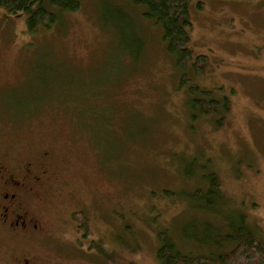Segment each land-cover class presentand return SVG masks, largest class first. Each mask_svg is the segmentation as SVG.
I'll use <instances>...</instances> for the list:
<instances>
[{
  "label": "rangeland",
  "instance_id": "obj_1",
  "mask_svg": "<svg viewBox=\"0 0 264 264\" xmlns=\"http://www.w3.org/2000/svg\"><path fill=\"white\" fill-rule=\"evenodd\" d=\"M80 2L36 34L0 8V149L17 166L47 153L54 188L32 205L48 247L25 246L51 264H158L163 233L206 256L233 248L192 240L206 223L223 236L228 211L264 240V0H192L183 70L142 9ZM199 55L208 66L198 76ZM191 87L211 91L217 111L194 120ZM212 171L225 199L207 213L189 195L208 189ZM75 209L87 232L64 222ZM9 242L0 230V247Z\"/></svg>",
  "mask_w": 264,
  "mask_h": 264
},
{
  "label": "trees",
  "instance_id": "obj_2",
  "mask_svg": "<svg viewBox=\"0 0 264 264\" xmlns=\"http://www.w3.org/2000/svg\"><path fill=\"white\" fill-rule=\"evenodd\" d=\"M124 1L131 7L142 9V17L162 29L163 40L170 54L175 57L176 65L182 70L186 69L189 62L192 61L190 49L191 21L189 15V4L192 0ZM206 1L208 0H200V4ZM80 7V0H0V8L4 9L8 14L25 16L26 28L30 34L50 29L58 23L64 13L77 12ZM122 13L125 14L124 12ZM132 27L136 30L139 38L138 28L133 22ZM200 64H203L204 67H199ZM207 66L208 58L206 55H199L192 63V69L198 76L203 74L204 68ZM190 94L193 96L198 95L191 100V107L196 111L192 116L195 118L194 120H197L200 116L207 117L217 111L219 102L214 98L211 91H203L199 87H191ZM105 120L108 119H103V121ZM100 126L103 127L101 124ZM204 177H207L210 182L208 189L205 191L200 188L190 194L189 197L194 200V203L206 204L208 208L206 212L213 213L211 211L212 206L217 205L218 201H221L220 197L223 194L218 182L219 178L213 171L208 176L204 174ZM222 198L225 199L224 196ZM222 207L220 206V208ZM223 209L227 210L226 204ZM76 220L80 223V228L87 232V215L81 212ZM223 220L224 224L222 227L226 233L223 236L221 235L222 237L220 236L221 232L218 231L221 228L212 223H206L200 231V237L192 239L188 232V238L208 247H221L220 249H222L225 245L227 247L233 245V248L228 251L220 250L206 256L183 254L177 249L173 238L160 233L161 246L158 250V264H264V240L255 237L251 233L250 225L246 223L245 216L236 215L233 217L232 212L228 211L223 216ZM209 227L212 230L211 237L209 236ZM204 231L207 232L205 235H203Z\"/></svg>",
  "mask_w": 264,
  "mask_h": 264
},
{
  "label": "flooded vegetation",
  "instance_id": "obj_3",
  "mask_svg": "<svg viewBox=\"0 0 264 264\" xmlns=\"http://www.w3.org/2000/svg\"><path fill=\"white\" fill-rule=\"evenodd\" d=\"M47 157V153L41 156L38 167L31 161L17 166L11 153L0 149V230L8 235V246H12L11 252L6 251L8 246L0 247V264H51L33 247L25 246L48 247L50 235L44 230L46 226L32 213L33 203L41 204L52 198L54 188L49 184L48 169L42 163ZM80 212L75 209L64 219V222L76 223L78 232L82 230L76 220Z\"/></svg>",
  "mask_w": 264,
  "mask_h": 264
}]
</instances>
